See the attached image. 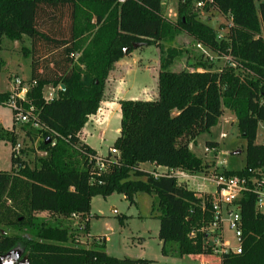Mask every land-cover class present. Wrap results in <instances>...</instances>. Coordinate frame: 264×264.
Listing matches in <instances>:
<instances>
[{
  "label": "trees",
  "instance_id": "1",
  "mask_svg": "<svg viewBox=\"0 0 264 264\" xmlns=\"http://www.w3.org/2000/svg\"><path fill=\"white\" fill-rule=\"evenodd\" d=\"M200 2L206 10L213 7L231 17L225 38L200 19L195 10ZM179 15L177 21L167 19L163 0H0V72L3 38L29 37L32 45L24 52L31 57V77L24 108L33 109L22 130L32 140L40 136L37 152L46 151L33 163V147L24 144L15 155L16 123L12 129L0 125V139L12 147L11 168L0 170V254L21 247L31 264H151L147 258L110 256L105 237L91 236L89 245L82 244L69 220L91 215L94 196L118 192L134 202L135 194L144 192L157 196L152 211L160 221L164 256L264 264V211L257 207L255 192L264 179V143H257L259 124L264 125V0H179ZM180 32L213 53L230 55L237 66L216 69L214 61L200 58L192 69L170 70L182 50L165 48L163 40ZM135 43L161 51L158 98L120 100V134L109 148L105 169L99 170V153L81 132L100 110L110 71ZM46 87L57 94L46 99ZM9 95L0 91V104ZM225 109L234 113L246 141L244 167L220 171L247 181L248 190L228 207H239L241 253L215 252L209 238L223 237V229L220 224L209 230L215 222L212 194L199 196L171 175L173 170L206 171L209 165L190 146L221 123ZM216 145L206 142L207 148ZM143 162L166 171L142 170ZM42 211L49 215L38 216Z\"/></svg>",
  "mask_w": 264,
  "mask_h": 264
},
{
  "label": "rangeland",
  "instance_id": "2",
  "mask_svg": "<svg viewBox=\"0 0 264 264\" xmlns=\"http://www.w3.org/2000/svg\"><path fill=\"white\" fill-rule=\"evenodd\" d=\"M204 5V3L202 4ZM199 3L195 6V10L199 12L200 19L213 26L219 36L225 38L232 25V19L228 15H223L216 8L206 10ZM164 16L171 20L177 21L179 18V0H163ZM31 39L27 36L23 40H11L7 37L3 38V49L1 57L4 66L0 72V91L10 92L13 89V81L20 78L28 81L31 77V57H26L24 48H31ZM165 48L176 47L182 50L174 64L170 67L172 71H178L183 68L192 69L193 63L198 59L209 58L214 61V68L222 69L225 66L236 63L231 59L230 55H218L209 49L199 46L194 38L186 32L177 33L173 38L164 39ZM161 51L158 46L145 45L135 48L130 54L123 59L127 63V70L124 75L116 80H107L105 88V98L116 93L119 95L115 83L122 85L125 89L124 98L134 97L142 100H153L158 98V73L160 68ZM115 68V69H114ZM116 70L117 68L114 67ZM243 71V70H241ZM114 75V74H113ZM119 77V76H118ZM51 87L44 89V97L47 99L52 95ZM122 93V92H120ZM99 114H95L96 116ZM100 116V115H98ZM92 117V116H91ZM100 117L95 119L89 118L93 123L98 122ZM88 120V122H89ZM234 113L225 109L222 123L214 126L209 132L198 136L196 143H192L191 150L204 162L212 165L216 161L219 168L239 170L244 167L246 159V141L240 136L235 120ZM234 121V122H233ZM100 123L102 120L99 121ZM0 125L5 129H12L14 126V111L6 103L0 104ZM25 123H17L16 129L18 133V141L22 145L33 147L30 150L29 159L33 163L39 153L37 147L41 141V137L37 136L34 140L25 135L22 126ZM89 125V126H88ZM87 126L86 142L102 155H107L110 146H112L120 134L121 111L120 117H113L112 120H106L101 126ZM95 126H97L95 128ZM225 132L227 136L220 138L221 132ZM83 139V130L81 132ZM219 141L218 154L215 151H207L206 141ZM257 143H264V125L259 124ZM11 143L8 140L0 139V170H9L11 163ZM218 155V158H217ZM154 164L151 162H143L140 165L142 170L152 172ZM203 175V174H201ZM207 189L215 190V185L209 180H204ZM134 202H131L122 193L114 192L110 196L103 197L97 195L91 201V215L85 218L74 217L70 220L72 229L77 233V237L82 244L89 245L91 236H101L106 238V252L113 257L120 259L130 258H149L153 260L151 264H214L210 263L206 258L196 259L193 255L184 257L164 256L161 252L162 242L158 238L160 221L155 215L157 212L152 211L153 201L157 200L156 195H150L139 192L134 196ZM264 211V209H263ZM38 216L47 217L49 213L42 211L37 213ZM119 216H126L121 221ZM88 224L89 231L84 232L85 225ZM8 233H14L13 229H5ZM224 241L229 243L231 249L239 246L238 234L236 231L230 230L228 223L224 222ZM210 244H214L217 249L221 246L216 244V238H209ZM214 260L219 263V256Z\"/></svg>",
  "mask_w": 264,
  "mask_h": 264
},
{
  "label": "built area",
  "instance_id": "3",
  "mask_svg": "<svg viewBox=\"0 0 264 264\" xmlns=\"http://www.w3.org/2000/svg\"><path fill=\"white\" fill-rule=\"evenodd\" d=\"M124 1V0H120ZM203 2H200L199 5L201 6ZM221 37V36H219ZM202 47V45L198 44ZM204 47V46H203ZM205 48V47H204ZM30 88V83L24 81L20 78H15L13 81V89L10 91L9 99L6 102L13 111H14V121L15 123H26L31 118V111L33 107L30 109L24 108V103L27 101V93ZM51 99V98H50ZM222 137L226 136V133L221 134ZM22 148V143L19 141L13 147V151L15 155H20ZM210 148H207L209 151ZM40 156L46 155V151H38ZM112 154H117L116 149H111ZM99 170L105 169L107 162L109 161L106 158V155L99 154L95 157ZM171 175H174L178 178L181 183H188L190 181H194L195 179H203L209 180L216 186V191L212 195V204L213 209L215 211V222L209 227L210 231H214L223 224L224 222L228 223V227L230 230L237 231L240 223V213L239 207L236 205L235 209H228V207L232 206L234 202L240 197L243 191L248 190L247 181L243 177L239 176H227L221 172L215 171L210 176H203L201 174H189L185 171L181 170H173L171 171ZM256 194L258 195L257 198V207L259 210L263 211L264 209V179L258 181L256 185ZM73 217H77V215H73ZM240 237L238 236V240ZM240 243V240H239ZM216 244L220 245L221 248L217 249L214 245L216 253H227L230 250L234 251L235 253H241V245L239 244L238 247L231 249L229 247V243L224 241L222 236H218L216 238Z\"/></svg>",
  "mask_w": 264,
  "mask_h": 264
},
{
  "label": "crops",
  "instance_id": "4",
  "mask_svg": "<svg viewBox=\"0 0 264 264\" xmlns=\"http://www.w3.org/2000/svg\"><path fill=\"white\" fill-rule=\"evenodd\" d=\"M115 67L117 68L116 70H111L110 71V73H109V76H108V80H113V78H115L116 80H118L119 78H121L123 75H124V73L126 72V70H127V68L126 67H128L127 66V63L125 62V60L124 59H121V60H119L118 62H116V64H115ZM159 69V68H158ZM114 74V75H113ZM119 76V77H118ZM114 87H117V89L118 90H120L119 91V95L116 93V95H112V94H109V96L108 97H106L105 98V94H104V99H103V101H102V103H101V107H100V110H99V114L98 115H100V116H96V115H92V117H90V120L91 119H95L96 117H100V119H99V121L100 120H102V122L100 123L99 121L98 122H95V123H93V122H91L90 120H89V122H87V124L85 125V127L83 128V141L84 142H86V136H87V127L89 126L88 124H90V125H97V126H101V125H103L104 123H106V120H112V118L113 117H120V111H121V106H120V100H124V99H136V98H134V97H131V98H124V96H123V94L126 92L125 91V89H124V87L121 85H118V84H116L115 83V85H114ZM52 91V95H50V97H48L47 99H50V98H53L57 93H56V89L55 88H53V87H51L50 88ZM120 92H122V93H120ZM235 120H236V117H235ZM234 120V121H235ZM233 121V122H234ZM221 123H222V120H221ZM233 124H235V125H237L236 123H233ZM88 125V126H87ZM219 125V124H218ZM97 126H95V128L97 127ZM17 128V127H16ZM15 128V129H16ZM16 132H17V129H16ZM222 133H225L224 131L223 132H221V134ZM221 134H220V138L222 139V138H225L226 136H227V134H226V136L225 137H222L221 136ZM258 137V136H257ZM82 138V137H81ZM197 141V140H196ZM207 141H213V140H207ZM206 141V142H207ZM213 142H217V145L216 146H214V147H212V148H210V150L208 151V152H210V151H212V150H214L215 151V154H218L219 152H218V150L217 149H219V141H213ZM258 142V141H257ZM87 143V142H86ZM196 143V142H195ZM192 145V144H191ZM207 147V146H206ZM93 148V147H92ZM207 149V148H206ZM97 151V150H96ZM97 153H99L98 151H97ZM99 154H101V153H99ZM217 158H218V155H217ZM206 163V162H205ZM139 165H141V164H139ZM208 165H209V163H208ZM155 167L153 168V170H152V172H156V173H162V172H165L166 171V168H164V167H157L156 165H154ZM223 169H226V168H223ZM215 171H218V172H220L221 171V169L219 168V166L217 165V163H216V161H214L213 163H212V165H209V167L206 169V171L204 172V173H202L203 174V176H210L213 172H215ZM186 184H188V186L190 187V188H192L193 190H195V191H197V193H198V195L199 196H201V195H204V194H214L215 193V191H216V186H215V190L214 191H210V190H208L207 189V184L204 182V180L203 179H201V178H197V179H195L194 181H190V182H188V183H186ZM215 185V184H214ZM222 229H223V231H222V233H223V236H224V223L222 224ZM159 232V231H158ZM224 239V238H223ZM147 259H149V258H147ZM200 264H205V263H200Z\"/></svg>",
  "mask_w": 264,
  "mask_h": 264
},
{
  "label": "water",
  "instance_id": "5",
  "mask_svg": "<svg viewBox=\"0 0 264 264\" xmlns=\"http://www.w3.org/2000/svg\"><path fill=\"white\" fill-rule=\"evenodd\" d=\"M140 44L135 43L134 48H137ZM129 48H125L124 52L127 54ZM61 88L64 89L65 86L62 84ZM0 264H31L27 255H25V250L21 247H15L5 254H0Z\"/></svg>",
  "mask_w": 264,
  "mask_h": 264
}]
</instances>
